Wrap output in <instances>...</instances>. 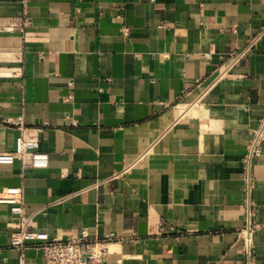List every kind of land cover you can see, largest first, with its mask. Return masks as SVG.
<instances>
[{"label": "crops", "instance_id": "0c3cea01", "mask_svg": "<svg viewBox=\"0 0 264 264\" xmlns=\"http://www.w3.org/2000/svg\"><path fill=\"white\" fill-rule=\"evenodd\" d=\"M21 133L47 168L0 165V193L30 229L114 236L106 264H248L249 202L264 264V0H0V152ZM15 228L0 204V264Z\"/></svg>", "mask_w": 264, "mask_h": 264}, {"label": "built area", "instance_id": "2783aa9c", "mask_svg": "<svg viewBox=\"0 0 264 264\" xmlns=\"http://www.w3.org/2000/svg\"><path fill=\"white\" fill-rule=\"evenodd\" d=\"M240 56L231 57L232 62L223 69L228 71L237 62ZM258 149L253 142L249 149V157L256 155ZM15 161L23 166L34 169H44L48 165V155L38 148L37 140L32 136L21 133L16 137L14 148L11 151L0 152V165H11ZM0 204L10 206V217L16 222L15 232L11 235L7 246L17 249L21 254V264L24 254L29 247H35L42 251L44 264H106L105 257L109 254L110 245L116 241L114 236L103 239L93 238L85 232L79 238L66 241L50 238L43 231L32 230L29 227L31 215L25 211L23 193L20 187H9L0 193ZM248 207L244 226L237 232V238L243 244V252L248 264L253 260L251 203Z\"/></svg>", "mask_w": 264, "mask_h": 264}]
</instances>
